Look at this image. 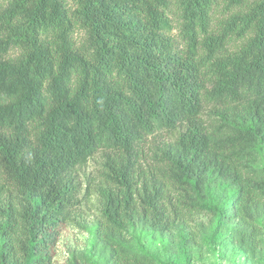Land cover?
Segmentation results:
<instances>
[{
    "label": "trees",
    "instance_id": "obj_1",
    "mask_svg": "<svg viewBox=\"0 0 264 264\" xmlns=\"http://www.w3.org/2000/svg\"><path fill=\"white\" fill-rule=\"evenodd\" d=\"M97 153L91 264L201 213L264 264V0L0 5V264H51Z\"/></svg>",
    "mask_w": 264,
    "mask_h": 264
},
{
    "label": "rangeland",
    "instance_id": "obj_2",
    "mask_svg": "<svg viewBox=\"0 0 264 264\" xmlns=\"http://www.w3.org/2000/svg\"><path fill=\"white\" fill-rule=\"evenodd\" d=\"M6 0H0L4 5ZM176 28V27H175ZM174 28V33L177 29ZM207 120V113L202 116ZM176 133L162 139L170 140ZM151 141L147 145H150ZM149 162L148 157L145 159ZM103 157L95 154L76 171L77 202L60 231L51 264H91L97 258L99 247H93V228L100 218L102 203L99 188L103 183ZM223 236H213L207 214H196L162 234L149 231L141 235L140 226L128 229L129 243L143 244L158 256L159 264H262L257 255L228 243Z\"/></svg>",
    "mask_w": 264,
    "mask_h": 264
}]
</instances>
